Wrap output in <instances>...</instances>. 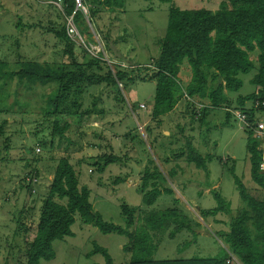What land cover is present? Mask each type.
<instances>
[{
    "label": "rangeland",
    "instance_id": "1",
    "mask_svg": "<svg viewBox=\"0 0 264 264\" xmlns=\"http://www.w3.org/2000/svg\"><path fill=\"white\" fill-rule=\"evenodd\" d=\"M221 1L173 0V4L182 10L207 9L216 12ZM85 4L88 11L91 5L88 1ZM170 5L157 0H125L122 9L111 11L95 5L93 8L97 10V16L94 21L97 29L95 30L85 19L86 28L81 34L88 42L95 43L96 38L101 41L105 57L100 55L104 60L109 59L111 62L115 60L124 65L150 64L158 55L159 41L166 33ZM19 19L23 24L36 23L38 26L20 30L16 27ZM65 22L63 7L54 4L52 0H0V59L15 70L19 69L18 62L21 60L59 63L62 59L63 43L48 33L46 28L51 25L59 28ZM76 46V56L84 57L86 61L94 57L81 45ZM185 70L189 76L186 61L182 68V78ZM256 70L254 67L249 73L240 74L242 87L236 92H227L233 106L236 105L239 96L255 91L256 87L250 83V79ZM100 89L98 86L89 87V93L84 94L85 96L82 93L75 94L73 90L69 92L66 104L83 102L84 98L87 101L83 102L80 108H75L74 114L67 119L70 122L68 140L59 145L54 143L50 148V143L41 144L43 137L48 136V128L40 110L46 106V100L54 96L57 85L52 82L47 85L38 82L31 84L26 80L19 86L14 81L9 83L8 90L12 92L9 100L13 99V92L17 90L19 103L25 105L16 109L20 112L25 111L27 115L18 112L0 113V124L5 119L8 120L4 133L0 134V264H17L18 249L23 248L26 233L29 240L33 238L41 197L45 195L48 182L51 180V160L62 156L71 157L80 185L90 190V201L94 210L104 221L123 226L121 206L126 204L134 209V224L130 227L132 230L134 226L140 225L145 212L175 205L197 224L194 227L196 234L184 232L175 239H168L167 232L155 236L154 241L159 244V248L153 253V259L213 257L221 254L223 239L217 230V222L208 216L201 218L199 214L216 206L212 194L205 192V189L214 184L217 185L216 190L230 202L233 212L241 205L229 172L231 167H234V173L245 186L249 188L254 184L249 173L245 147L247 134L240 129L239 122L232 115L227 120L222 108L211 109L201 125L197 122L190 123L191 120H195L191 114L179 116L176 124H182L186 128V134L190 131L195 136L193 137L195 148L202 154L211 155V160L207 164L208 179L205 178L203 170L188 163L183 179L171 180L172 184L169 186L172 193L162 194L153 208H147L142 203L139 174L137 177L129 176L128 162L109 163L101 173L96 170V164H102L103 160L98 157L94 159L88 154H115L130 158L134 162L135 160L142 162L140 165L144 166L148 164V160H152L163 170L166 167L162 164V158L180 146V143L184 144L181 130H177L178 139L183 138L179 142L173 140L172 133L170 138L169 136L163 138L162 130L171 131L168 125H172V119H168V125L161 126L148 121L145 126L146 134L141 130L138 133L136 121L142 124L151 116L155 82L149 79H136L126 83L120 90L123 101L117 95L115 86H106L102 94L105 98L101 103L106 111L97 116L77 117L82 108L88 107L94 94H99ZM128 104L133 106L135 117ZM141 104L144 105L143 109L139 107ZM249 105L250 102H247L246 106ZM183 108L185 112L186 106ZM255 114L258 119L264 121V111H256ZM162 118L165 120L166 116ZM158 132L160 135L156 137L163 139L156 144L153 143V138ZM146 135L145 142L142 138L145 139ZM36 147H39V152L35 151ZM80 158L82 161L77 165ZM222 159L228 160L225 165L221 162ZM34 169L38 181L32 182L33 184L28 187L26 175ZM74 218L75 222L71 226L74 235L54 240L52 246L55 257L50 261H41V264H103L104 258L101 254L87 256L94 243L107 249L114 264L127 263L129 256L122 250L127 241L125 236L116 233L103 234L97 227L83 223L78 214H75ZM217 218L229 220V216L222 213H218ZM21 224L28 228L26 233ZM201 229L202 233H197ZM185 238L196 243L181 252L179 247H182Z\"/></svg>",
    "mask_w": 264,
    "mask_h": 264
},
{
    "label": "trees",
    "instance_id": "2",
    "mask_svg": "<svg viewBox=\"0 0 264 264\" xmlns=\"http://www.w3.org/2000/svg\"><path fill=\"white\" fill-rule=\"evenodd\" d=\"M82 1L84 5L86 1L91 5L88 10V22L95 30L97 29L94 21L97 16V10L93 8L95 5L111 11L122 9L125 4V0ZM157 1L171 5L166 33L159 41V53L150 64L124 65L95 57L86 61L84 57L76 56L77 46L67 36L65 23L59 28L54 25L47 26L46 31L63 43L61 61L40 63L35 60H21L18 62L19 69L15 70L11 69L6 61L0 59V113L18 112L27 115L25 111L18 110L25 103H19L17 90L13 92V99L9 100L12 94L8 90L10 82L14 81L17 86L24 80L31 84L38 82L41 85L55 83L56 93L46 100V106L40 110L48 128V136L43 137L41 144L50 143L51 148L54 143L59 145L68 140L67 131L70 129V122L67 119L74 114L75 108L82 106V103L78 102L65 103L71 90L75 94L86 95L89 87L101 88L98 96L93 97L90 107L81 109V113L79 111L81 116H89L92 113L103 112L102 109L97 108V105L106 86H115L117 95L123 101L120 90L126 83L136 79H149L155 82V94L151 106V117L154 120L172 111L178 102L185 98L187 100L185 113L191 114L192 119L195 118L190 123L200 124L204 119V113L209 108L217 107H225L227 119L232 115L237 120L234 116L235 112L242 111L247 112V120L251 126L259 122L251 112L264 111V0H222L216 12L207 9L182 10L173 4V0ZM74 8L75 0H63L64 16L70 15ZM74 22L80 32L86 28L85 17L80 11L75 13ZM36 26H38L36 23L23 24L20 19L16 24L20 30L33 29ZM185 61L190 73L186 80L182 78ZM254 67L257 70L250 83L259 89L251 94L239 96L236 105L233 106L225 91H238L242 87L239 75L249 73ZM193 100H198L200 106L198 104L199 107H193L195 103ZM204 100L207 102L204 103ZM247 101H251L249 111L244 107ZM255 102L259 103L257 107H254ZM128 107L134 110L131 104H128ZM7 124V119L0 124V134L4 133ZM239 125L247 134L245 147L249 173L257 188L245 186L234 173V167H231L229 172L241 205L233 212L230 203L215 189H211L216 206L199 214L201 218L208 215L215 216L218 213L229 216L226 222L228 231L224 234L218 231L223 239L221 254L213 257L153 259V253L159 247L154 241L155 236L167 232L168 239H175L182 231L196 234L194 227L197 224L175 205L158 211L145 212L140 225L134 226L132 230L130 227L134 224V209L126 204L121 206L124 216L123 226L104 221L93 208L89 190L79 186L77 172L69 157L62 156L51 160V180L48 182L45 195L41 197L32 239L27 238L28 228L21 224L26 235L23 248L18 249L19 257H16L18 259L16 263L41 264V261L53 259L55 252L52 242L74 235L71 226L75 222V214H78L83 223L97 227L103 234L116 233L127 238L122 246V250L129 256L126 264H226V258L230 254L240 264H264V173L259 171L260 150L257 149L259 142L253 138L250 126H244L240 122ZM186 135L183 134L185 136L183 147L173 154L172 158L173 160L182 158L187 163L194 164L196 168L204 171L207 178V164L211 156L201 154ZM100 159L103 163L96 164L98 172H102L109 163L130 161L129 158L115 154H102ZM150 163L155 164L152 160ZM175 173L174 169L165 172L156 164L152 172L144 168L140 174L139 185L142 203L151 206L162 193L171 194L170 187L164 188L162 184L167 181L172 184L171 180ZM36 174L34 169L26 175L28 180L25 181H28V187L33 184V178L38 181ZM215 235L219 238L218 234ZM192 243L191 239L184 241L182 247H179L180 251ZM96 253L103 256V264H114L107 249L94 243L93 249L87 256Z\"/></svg>",
    "mask_w": 264,
    "mask_h": 264
},
{
    "label": "crops",
    "instance_id": "3",
    "mask_svg": "<svg viewBox=\"0 0 264 264\" xmlns=\"http://www.w3.org/2000/svg\"><path fill=\"white\" fill-rule=\"evenodd\" d=\"M113 61H115V60H113ZM189 76H188V71L187 70H185V73L183 72V78L186 80V78H188ZM253 77V76H252ZM256 88H255V91L254 92H256L258 89H259V87H257V86H255ZM227 92L228 91H225V93H226V95H227ZM89 92H88V90L86 91V94H88ZM253 93V92H252ZM85 96V95H84ZM94 96H98V94H94ZM93 96V97H94ZM93 97H92V99L90 100V103H89V105H88V107H90V105H91V103H92V101H93ZM104 98L105 97H102L101 96V99L99 100V102H98V105H97V108H99L100 110L102 109L103 110V112L104 111H106L105 110V108L101 105V103L104 101ZM229 99V101H230V103H232V99L231 98H228ZM87 100H86V98H84V100H83V102H86ZM193 101H195V103H194V105H193V107H199L200 106V102H198V100H193ZM205 102L204 103H206L207 102V100H204ZM83 102H79V103H82V105L84 104ZM186 102H187V100L185 99V98H182V100H180L179 102H178V104L175 106V108L172 110V111H170L169 113H167V114H165V115H163V116H166V119L165 120H162L163 118V116L162 117H160L159 119H153L151 116L149 117V119L148 120H146L144 123H142V124H140L138 121H136V129H137V131H138V133H139V130H141V131H143L144 133H145V126H147V124H148V121L150 122H154L157 126H161V125H163V124H165V125H168L167 123H168V119H172V125L170 126V125H168V127L171 129V131H168V130H166V129H164V130H162V136H163V138L165 137V136H169V138L171 137L170 135H171V133L173 134V136H174V138H173V140H175V141H177V142H179V140H182L183 138H184V136H183V134L185 135L186 134V132H185V130H186V128L181 124V125H179V123H177L176 124V119L179 117V116H185L186 114H185V112H183V106L185 105L186 106ZM247 102H250V105L249 106H246V104H247ZM247 102H245V108H247L246 110H248L249 111V109L251 108V101H247ZM198 104H199V106H198ZM141 105H143V104H141ZM144 106V105H143ZM201 106H203V103H201ZM140 107V106H139ZM141 108V107H140ZM217 108H222L224 111H225V107H217ZM83 109V108H82ZM141 109H143V108H141ZM211 109H214V108H209L204 114V119L202 120V122L200 123V125L206 120V117H207V115L209 114V111L211 110ZM102 112V113H103ZM131 112H132V114H133V116L135 117V113L131 110ZM80 113H81V110H80ZM80 113L77 115V117H81V115H80ZM251 113H254V116H255V119H257V121H259V122H263L264 123V121H262L261 119H258V117H257V115L255 114V112L254 111H252ZM99 114H101V113H92L91 115L92 116H97V115H99ZM175 114V115H174ZM181 114V115H180ZM91 115H89V116H91ZM151 115V114H150ZM225 115H226V111H225ZM228 120V119H227ZM157 121H160L161 123H158ZM182 128H183V130H184V132L185 133H183V134H181V137H183L182 139H178V135H177V130L178 129H180L181 130V133L183 132V130H182ZM240 128H242L241 127V125H240ZM148 129H149V127H148ZM190 130L192 129V127H190L189 128ZM196 130V129H195ZM195 132L196 131H194V134H195ZM143 133V134H144ZM146 134V133H145ZM158 135H160L159 134V132H158V134L157 135H154V142L153 143H156V144H159V142H160V140H162V139H158L159 137H156V136H158ZM127 136H129V135H127ZM188 138L190 137V139H191V143H192V145H193V137H195V136H193L192 134H191V132L190 131H188V134L186 135ZM142 140L143 141H145L146 142V140H147V135H146V138L145 139H143L142 138ZM184 141H185V139H183ZM203 142H204V138H202L201 139ZM183 143H180V146H178L177 148H175L173 151H171L169 154H167V155H165L166 157H163L162 158V161H163V165H165V169H163L165 172H168V171H170V170H172V169H174L175 170V175H174V177H173V180L175 181V180H177V181H180V180H182L183 179V177H184V174H185V172H186V169L188 168V165L190 164H188L184 159H179V160H173L174 158H172V156H173V154H175L180 148H182L183 147ZM194 146V145H193ZM97 147V146H96ZM195 147V146H194ZM200 152V151H199ZM104 154V153H103ZM202 154V153H201ZM89 155V157H92V158H94V159H97L96 157H98V158H100V155H102V153L101 154H99L98 153V155L95 153V154H92V153H89L88 154ZM203 155H210V154H204L203 153ZM73 156V155H72ZM211 156V155H210ZM69 157V160H70V162H71V157L70 156H68ZM130 159V158H129ZM166 159H168V161H165ZM80 161H82V158H80V160H78V162L76 163L77 165L80 163ZM130 161H131V159H130ZM150 161L151 160H148L147 162H148V164L146 165V166H144V164L143 165H140L141 163H139L138 161H136L135 160V162L138 164V166L140 167V171H139V176H138V174L137 175H132V173H131V169H130V171H129V176H135V177H139V179H141V172L143 171V169L144 168H147V169H149V171H153L154 170V165L155 164H151L150 163ZM227 161L228 160H221V162L225 165L226 163H227ZM127 162H129V161H127ZM150 163V164H149ZM71 164H73L72 162H71ZM74 165V164H73ZM151 165V166H150ZM128 167V166H127ZM74 168H75V165H74ZM106 168V167H105ZM104 168V169H105ZM208 168V167H207ZM76 170V169H75ZM202 170V169H201ZM102 172H104V170L102 171ZM101 172V173H102ZM208 176H209V173H208ZM118 178H120V177H118ZM206 178V177H205ZM206 179H208V177L206 178ZM140 181V180H139ZM161 182H163V181H161ZM78 184H79V186L80 187H85V186H82V185H80V183H79V181H78ZM169 185H171L170 184V182L169 181H167V182H163V184H162V186L164 187V188H169L170 186ZM216 187H217V185L216 184H214L212 187H210L209 189H205L206 191V193L207 192H210V190L211 189H215L216 190ZM87 188V187H86ZM250 188H257V186H256V184L254 183V184H252V186H250ZM88 189V188H87ZM89 190V189H88ZM217 191V190H216ZM89 192H90V190H89ZM218 192V191H217ZM211 193V192H210ZM220 193V192H219ZM162 194H166V193H162ZM161 194V195H162ZM201 194V196H202V193H200ZM221 194V193H220ZM161 195H159L158 197H157V199H156V201L160 198V196ZM222 195V194H221ZM223 196V195H222ZM224 197V196H223ZM225 198V197H224ZM225 200H227L226 198H225ZM156 201L154 202V204L156 203ZM230 203V202H229ZM154 204H152L151 206H146L147 208H153L154 207ZM230 206H231V204H230ZM94 208V207H93ZM166 208V207H165ZM164 208V209H165ZM161 210V209H160ZM209 210H211V209H209ZM232 211H234V210H232ZM208 217H211L212 218V220L213 221H216L217 222V224H218V228H217V230L218 231H220V232H222L223 234L224 233H226L227 231H228V226L226 225V221H224V219L223 218H217V215H215V216H213V215H208ZM209 226H210V224H208ZM187 233L186 231H182L181 233ZM197 233H202V229L201 230H199V231H197ZM180 234V233H179ZM178 234V235H179ZM186 240H190V239H188V238H185V240L184 241H186ZM196 243V241L194 242L193 241V243L192 244H195ZM188 247H191V244L188 246ZM188 247H186L185 249H187ZM159 248V247H158ZM185 249H183L181 252H183ZM181 254V253H180ZM178 258H183V257H178ZM186 258H189V257H186Z\"/></svg>",
    "mask_w": 264,
    "mask_h": 264
},
{
    "label": "built area",
    "instance_id": "4",
    "mask_svg": "<svg viewBox=\"0 0 264 264\" xmlns=\"http://www.w3.org/2000/svg\"><path fill=\"white\" fill-rule=\"evenodd\" d=\"M53 3L58 5L59 7H63V0H55ZM77 11H80L84 15L85 19L88 20V11L83 1L75 0L74 10L71 12L70 15L65 16L66 17L65 26H66L67 36L75 44L81 45L86 52L90 53L95 58H100L101 60H104L101 56L103 55L105 57V54H104L105 52H104V48H103L101 41L97 38L95 39L96 40L95 43L86 41L85 37L82 36L77 25L75 24L74 16ZM105 61H108V59H105ZM119 86L121 87V83H119ZM258 105H259L258 102L254 103V107H257ZM140 107L143 108L144 106L140 105ZM234 116L240 123L244 124V126L245 125L250 126L253 138L259 142V145L257 147V149L260 150L259 171L261 173H264V123L257 122L251 126L247 120V112L238 111V112H235ZM35 151L39 152V147H36ZM36 181H37L36 178L32 179L33 183ZM225 263L226 264H240L239 261L231 254L226 258Z\"/></svg>",
    "mask_w": 264,
    "mask_h": 264
},
{
    "label": "water",
    "instance_id": "5",
    "mask_svg": "<svg viewBox=\"0 0 264 264\" xmlns=\"http://www.w3.org/2000/svg\"><path fill=\"white\" fill-rule=\"evenodd\" d=\"M128 167L131 169V173L132 175H137L138 172L140 171V167L138 166V164L134 161H129L127 163Z\"/></svg>",
    "mask_w": 264,
    "mask_h": 264
}]
</instances>
